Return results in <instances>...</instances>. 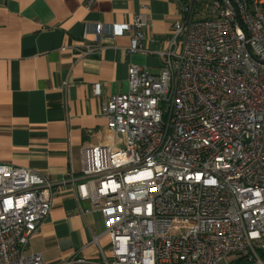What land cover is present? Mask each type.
<instances>
[{
  "label": "built area",
  "instance_id": "2783aa9c",
  "mask_svg": "<svg viewBox=\"0 0 264 264\" xmlns=\"http://www.w3.org/2000/svg\"><path fill=\"white\" fill-rule=\"evenodd\" d=\"M178 4L163 50L143 46L142 13L70 46L81 60L127 34L160 65H128L127 91L101 103L109 143L82 150L79 176L0 161V264L71 263L25 252L65 183L101 214L98 264H264V0Z\"/></svg>",
  "mask_w": 264,
  "mask_h": 264
},
{
  "label": "crops",
  "instance_id": "0c3cea01",
  "mask_svg": "<svg viewBox=\"0 0 264 264\" xmlns=\"http://www.w3.org/2000/svg\"><path fill=\"white\" fill-rule=\"evenodd\" d=\"M146 5L147 8L142 7ZM146 17L143 46L167 47L177 0H0V161L60 182L79 176L83 149L109 143L101 103L128 89L130 63L158 72L156 53H129V36L106 37L97 56L77 60L70 46L92 40V25ZM67 46L66 49H61ZM100 85V96L92 85ZM98 210L60 184L50 214L26 253L45 261L98 264L93 237L109 256Z\"/></svg>",
  "mask_w": 264,
  "mask_h": 264
},
{
  "label": "trees",
  "instance_id": "16d2710c",
  "mask_svg": "<svg viewBox=\"0 0 264 264\" xmlns=\"http://www.w3.org/2000/svg\"><path fill=\"white\" fill-rule=\"evenodd\" d=\"M179 0H177L178 2ZM205 1H208V0H205ZM232 264H241L242 263V260L241 259H236L234 261L231 262Z\"/></svg>",
  "mask_w": 264,
  "mask_h": 264
},
{
  "label": "rangeland",
  "instance_id": "374dc122",
  "mask_svg": "<svg viewBox=\"0 0 264 264\" xmlns=\"http://www.w3.org/2000/svg\"><path fill=\"white\" fill-rule=\"evenodd\" d=\"M229 259L232 260V259H234V257L233 256H230Z\"/></svg>",
  "mask_w": 264,
  "mask_h": 264
}]
</instances>
